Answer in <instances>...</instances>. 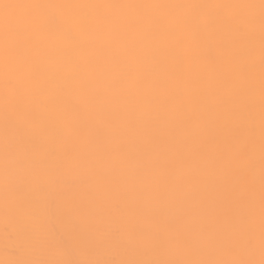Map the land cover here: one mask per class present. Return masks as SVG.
I'll return each instance as SVG.
<instances>
[{"label": "snow or ice", "instance_id": "6c2138e0", "mask_svg": "<svg viewBox=\"0 0 264 264\" xmlns=\"http://www.w3.org/2000/svg\"><path fill=\"white\" fill-rule=\"evenodd\" d=\"M0 264H264V0H0Z\"/></svg>", "mask_w": 264, "mask_h": 264}, {"label": "bare ground", "instance_id": "6f19581e", "mask_svg": "<svg viewBox=\"0 0 264 264\" xmlns=\"http://www.w3.org/2000/svg\"><path fill=\"white\" fill-rule=\"evenodd\" d=\"M112 2H133V0H112Z\"/></svg>", "mask_w": 264, "mask_h": 264}]
</instances>
